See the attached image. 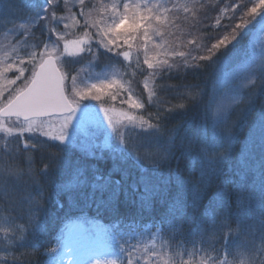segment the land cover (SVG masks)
Wrapping results in <instances>:
<instances>
[{
	"label": "snow or ice",
	"instance_id": "snow-or-ice-1",
	"mask_svg": "<svg viewBox=\"0 0 264 264\" xmlns=\"http://www.w3.org/2000/svg\"><path fill=\"white\" fill-rule=\"evenodd\" d=\"M249 3L252 4L250 8ZM78 5L80 11L74 14L72 8L76 5L70 4L69 0H43L37 10L23 22L21 27L24 31L19 33L21 36L28 35L31 26L41 21L38 26L40 35L32 31L31 36L23 41L26 46L30 41L36 43L23 56L15 59V67L12 60L0 67V78L6 80V84L0 86V120L13 121L18 125L23 121L21 134L36 131L47 140L59 142L57 145L49 144L47 140H36L26 144L27 151L23 157L14 152H5L3 167H0V190L5 197L0 199V203L5 205L3 211L11 217V213L16 211L14 200L17 190L21 186L36 187L40 176L47 175V164L39 172L35 170V160L31 155L33 151L43 155L52 148L65 151L74 147L76 134L69 132L73 121H76L78 130L89 122L99 124V113H103L111 134L117 139V145L112 149L113 165L109 175H96V182L92 184L93 195L96 190L103 193L110 189L108 201H99L97 208L105 206L116 211L114 205L122 195L124 201L137 206L138 212L151 211L154 201H169V185L174 180L179 191L171 196L172 202L168 204L171 219L166 218L161 224L175 228L185 214L195 219L200 201L212 178L231 162L232 143L242 121L255 108L257 95L264 93V11H258L264 10V0L256 3H252V0H239L238 13L234 12L222 25L219 19L216 20V24L220 26L218 33L203 37V43H198L196 38L187 40L188 45H195L190 50H182L180 46L165 39L166 35H171L167 28L187 22L191 29L188 35L201 32L208 19L211 2L191 0L190 3H185L182 10L192 15L190 20L186 16L184 21L169 20L164 15L180 6L173 4L169 7L151 3L150 0H113L110 5H100L99 8L91 4L90 0H78ZM61 10L67 15L58 17L57 12ZM92 10H97L99 18L92 16ZM76 15L83 17L82 24L75 19ZM69 19L73 20L74 25H78L82 38H70L69 33L58 31L61 24L65 29L69 28ZM9 32L14 34V29ZM243 34L249 35L252 48L257 53L246 65L250 73L246 79L251 82L257 70L261 74L260 84L255 91L248 94L247 103H244L243 87L214 89L205 101V94L199 85L168 83L174 76H180L183 80L188 70L195 72L199 67H207L196 63L197 61L215 63L213 57L220 52L222 46L232 44ZM154 37L161 39L154 42ZM213 40L216 42L213 43ZM133 50L136 52L135 64L131 63ZM111 56L117 59L111 60ZM93 60L104 62L103 70L94 78H83L81 71L71 66L82 65L84 61L91 64ZM123 62L128 63L125 65ZM116 65H119V70H114ZM129 69L132 71L129 72ZM12 71L16 72L15 77H7L6 74ZM137 74L145 77L143 88L147 93L146 100L142 95L137 96L134 91V77ZM157 77L158 91L151 83ZM118 98L119 103L126 104L128 109L146 111L138 115L124 111L116 113L105 106L109 101L116 102ZM173 98L176 99V104L172 103ZM242 103L244 106L239 107ZM196 104L204 106L205 119L211 127V137L207 134L206 126L198 140L191 139L186 143L185 137L180 136V143L177 144L179 129L169 131L166 123L177 111L186 112L190 106ZM234 111L239 112L236 120H232ZM258 118L261 130L258 146L262 155L256 159L252 151H246L241 156L236 172V186L242 213L239 219L242 231L258 228L264 237V105L260 107ZM0 131L10 134L12 129L4 128L0 124ZM165 135V145L163 148L157 146L155 156L142 157L138 154L143 149L146 138L158 140ZM176 150L181 155L191 157L192 168L189 173L199 166V181L193 183L185 180L179 172L174 178L161 173V167L175 157ZM129 159L136 162L142 173L131 183H128L127 173L121 167ZM146 160L150 169L145 167ZM149 171L151 176L143 174ZM112 173H121V178L113 180ZM79 182L83 184L86 181ZM56 188L59 189V186L56 185ZM189 197L190 202L185 208L182 202ZM29 199H32L31 194ZM212 199L218 205L230 207L222 190L214 193ZM45 202L46 197L41 187L33 201V207L29 210L31 231L27 235L42 231L40 214ZM223 219H227L226 214ZM212 223L215 224V215H212ZM0 232L5 233L7 240L13 244L11 249L5 250L4 257H0V264H10L8 257L11 256L14 262L15 253L27 246V235L18 241L12 223L0 228ZM192 247L196 251L188 254L187 262L181 259L179 264H194L195 256L205 251L202 244L197 248L195 241ZM50 251L57 255L67 253L76 257L65 264H93V261L95 264H117L116 259L108 256L101 258L98 252L127 254V264H140L139 260L132 259V250L122 246L121 240L112 233V229L104 230V240L97 246L83 245L73 231L69 230L67 238L59 242V248H52ZM252 256L249 264H264V248L253 249ZM49 264H59V261L52 259ZM164 264L171 262L165 260ZM198 264H209L207 255L202 256ZM211 264H228V261L218 254Z\"/></svg>",
	"mask_w": 264,
	"mask_h": 264
},
{
	"label": "trees",
	"instance_id": "trees-1",
	"mask_svg": "<svg viewBox=\"0 0 264 264\" xmlns=\"http://www.w3.org/2000/svg\"><path fill=\"white\" fill-rule=\"evenodd\" d=\"M222 1L225 0H204L205 3L211 2L212 4V7L208 10V16L213 17L215 15L219 10L216 7ZM230 1L227 0V5ZM42 2L43 0H0V37L9 32L10 29L23 24ZM252 3L255 2L252 0ZM251 5L249 3L248 6ZM229 6L232 7V3ZM230 7L226 9V15L229 18L233 16L232 14L229 16L231 13ZM231 9L240 10L237 6ZM225 22L222 20L221 25ZM40 24L32 30L38 36L40 35L38 27ZM217 27L220 28L219 25ZM248 37L243 34L239 36L237 41L228 44L223 51L221 49L213 57L215 63L200 61L198 64L207 65V67H199L195 72L186 71L183 80L180 76H174L168 83L176 85L183 82L199 85L205 94L204 100L206 101L208 95L214 89H217V78L222 73L233 70L248 58L249 51L247 47H249L250 40ZM30 43L34 44L36 41H30ZM110 58L111 60H116L113 57ZM87 63L88 61H84L82 65L72 64L71 66L80 69ZM93 67L95 72H101L104 62L95 61ZM115 68L119 70V65H116ZM134 78L136 80L134 89L136 95H142L146 100L147 95L142 87L144 77L137 74ZM156 80H159V77L154 80L152 86L158 91ZM259 84L260 80L258 77L243 94L244 103H247L248 94L255 91ZM172 103L176 104V99L173 98ZM244 103L239 107H243ZM263 104L264 93H261L257 95L255 108L251 109L242 121L236 138L232 143L230 164L212 178L200 201L195 219L191 218L189 214H185L182 221L175 228L167 224H161L166 218L171 219L168 213V204L172 202L171 196H174L179 191V186L174 180L169 185V201L167 203H161L159 200L154 201L151 211L138 212L137 206L124 201L122 195L114 205L116 211H112L105 206L97 208L98 202L101 200L107 202L110 195V189L103 193L96 190L93 195L94 190L92 188V184L96 182V175L106 177L111 171L113 159L108 153H103L96 159H89L77 153L72 147L65 151H57L56 148H52L43 155L38 151H33L31 155L35 160V170L39 172L47 164L49 165V171L47 175L40 176L38 186H21L17 190L14 200L16 211L11 213V217L9 213L3 211L5 205L0 203V228L12 223L16 229L17 240L24 238L31 231L29 210L33 207L36 194L42 187L46 197V202L40 214L42 231L27 235V246L15 253L14 262L11 256L8 257L10 264H49L48 255L51 252L50 249L55 248L59 238L68 233L69 230H74L75 225L79 223L89 228L95 227L100 233H104L105 229H112V233L117 238L140 235L142 233L152 234L159 231L162 240L168 247V251L185 262L188 261V254L196 251L192 247V243L195 241L197 248L202 244L205 251L195 256L194 264H198L204 255H207L209 262H211L218 254L222 259H227L228 264H249V261L253 258V249L260 250L264 248V237H262L258 228H249L247 231H242L241 229L239 219L242 213L237 200L236 181L238 176L236 172L239 168V160L246 151H252L256 159H259L262 155V150L258 146L261 134L258 113L260 110L259 106ZM142 111L146 110H139V113ZM238 116L239 112L234 111L232 120H236ZM206 126L207 134L211 137V127L210 123L205 119L203 104L190 106L186 112L177 111L166 123V129L169 131L175 128L179 129V135L176 137L177 144L180 143V136L185 137L186 143L191 139L198 140L205 132ZM36 140L42 139L25 138L24 141L17 139L13 142H6L0 138V167H3L5 152H14L23 157L27 151L24 145L34 143ZM166 140V135L158 140L146 138L143 142L144 147L138 154L142 157L155 156L157 146L163 148ZM121 167L122 171L127 173L128 183H131L142 174L140 168L132 159L122 163ZM145 167L150 169V164L147 160L145 161ZM190 168H192L191 157L181 155L180 151L176 150L175 157L169 163L163 165L160 171L164 176L173 178L179 172L185 180L195 183L200 180L199 166L197 165L191 173H189ZM79 173H82V175H79ZM143 174L151 176L150 171ZM119 178H121V173H112L113 180ZM81 180L86 182L81 184L79 182ZM153 180H155L154 177ZM56 185L59 186V189L56 188ZM220 190L226 194L230 207L218 205L212 199L213 194ZM29 194H31V200L29 199ZM256 195L258 200L259 193L257 192ZM2 198L5 197L3 191L0 190V199ZM189 202L190 197L184 200L182 204L187 208ZM225 214L227 215L226 220L223 219ZM212 215H215V224L212 223ZM116 225L119 226L115 227ZM198 232L201 234L197 235ZM2 234L0 235L3 236L0 238V257H4L5 250L13 247L12 242L7 240L6 234ZM213 248H215V251H213Z\"/></svg>",
	"mask_w": 264,
	"mask_h": 264
},
{
	"label": "rangeland",
	"instance_id": "rangeland-1",
	"mask_svg": "<svg viewBox=\"0 0 264 264\" xmlns=\"http://www.w3.org/2000/svg\"><path fill=\"white\" fill-rule=\"evenodd\" d=\"M113 2V0H90V3L93 5H97L99 8L100 5H110ZM116 2H119V0H116ZM151 3H160L162 5H167L171 7L173 4H176L180 6L179 8H174L172 12L165 13L164 15H167L169 17V20H179L184 21V18L187 16L189 20L191 19V13H185L182 10V6L185 3H190L191 0H150ZM253 2H258V0H253ZM70 4H75L76 6L72 8V12L74 14H78L80 9L78 5V0H69ZM218 3V2H217ZM232 3V7L229 6V4ZM230 3L227 5V0L222 1L221 3H218L217 9H219L213 17L208 16V19L205 21V24L203 26V30L199 33L193 32L192 35H188L189 31L191 30L189 27V24L187 22L181 23L177 26H172L167 28V32L171 33V35H166L165 39H168L170 42L175 43L177 46H180L182 50H190L195 47V45H188L187 40L196 38L198 43H203V37L211 34L215 35L220 31V28H218L216 24V20L219 19L220 21H228L230 18L228 15H226V9L230 7L231 13L229 16L234 12H239L240 10H234L231 9L238 5L239 0H231ZM252 6V5H251ZM251 6H248L249 8ZM63 6L61 5V9ZM258 11H264V10H258ZM67 15L63 10L57 12V16H64ZM92 16L99 18L97 14V10H92ZM75 19L82 24L83 23V17L76 15ZM227 19V20H226ZM238 22V21H237ZM42 23L41 21H38L37 24L31 26V30L29 31L28 35L21 36L19 35L20 32L24 31L23 27L21 25L14 28V34L10 32H6L0 37V67L3 66L4 63H6L9 60H12L13 63L15 62V59L19 56H23L25 51L30 50L31 43L29 45H24L23 41L25 39H28L31 35L32 30L39 24ZM69 28L65 29L63 25L61 24L58 31L66 32L70 34V38H82V34L78 30V25L73 24V20L69 19ZM220 27V26H219ZM74 34V35H73ZM245 36H249L245 34ZM46 38V37H45ZM159 37H154V42L157 40H160ZM249 40V47H247V50L249 51L248 58L246 61H243L239 66L234 68L231 71L222 73L217 78V89H221L224 87H231V88H244L243 94L251 87V85L254 83L256 78H258L261 74L257 70L256 76L252 77L251 82H249L246 77L250 74L246 68V65L250 63V60L253 56L257 55V53L252 48V42L251 38L248 37ZM53 40H55V36H53ZM213 43L216 41L213 40ZM51 44L49 47L51 48ZM237 47V46H236ZM13 48L15 51H13ZM225 46H222V51L225 49ZM114 59H117L115 56H111ZM66 59H71L68 57H65ZM122 61V58H120ZM136 59V52L133 50L131 63L135 64ZM142 59V55H141ZM96 60H93L91 64L87 63L82 68L78 69L81 71V76L83 78L86 77H95L100 72H95L94 70V63ZM171 61V58H170ZM200 61H197L196 63H199ZM125 65H127L128 62H123ZM14 63V67H15ZM258 67V66H257ZM114 70H118L115 68ZM129 71H132L129 69ZM190 71V70H188ZM16 75L15 71L9 72L6 74L9 78H14ZM144 77V76H143ZM158 78V77H157ZM145 79V77H144ZM144 82V80H143ZM154 80L151 82L153 83ZM6 84V80L3 78H0V86H4ZM143 87V83H142ZM144 89V88H143ZM145 92V91H144ZM147 95V93L145 92ZM93 104H96L97 102H91ZM264 105V104H263ZM105 106L110 107L113 109L114 112L119 113L121 111L124 112H130L131 114L138 115L139 110L135 109H128L127 105H121L119 103V98L116 102L109 101ZM261 106H259L260 109ZM100 123L97 124L96 122H89L86 124L83 128H80L77 130L76 128V121H73V125L69 127V132H75L76 134V143L75 146L72 147L77 151V153L83 155L85 158H91L96 159L100 157L103 153H108L112 157V149L116 147L117 145V139L115 138L114 134H111L110 127L107 126V121L103 117V113H99ZM0 124L3 125L4 128L11 127L12 131L9 134L7 131H0V138L6 142H13L15 140H21L24 141L25 138H39L42 140H47L46 137L40 136L38 132H23L21 134L20 128L23 125V122H20V124H16L13 121L9 120H0ZM47 130V129H44ZM51 143H59V142H53L51 140H47ZM24 145V144H23ZM25 146V145H24ZM92 227V226H91ZM73 234L76 238H78L81 243L85 246L93 245L97 246L104 240V233H100L98 229L96 228H89L88 226L79 223L78 225H75ZM3 232H0V235ZM68 233L65 235H62L59 238L58 244H56L55 248H59V242L61 240H64L67 238ZM3 236H0L2 238ZM159 231L153 232L152 234L148 233H142L134 236H124V237H118L117 239L121 240V244L126 249L132 250V259L133 260H139L140 264H164L165 260H168L171 262V264H179L180 258L176 255H172L168 251V247L165 244V242L161 238ZM98 255L101 258H104L105 256H108L110 258L116 259L117 264H127V254L124 255H117L115 253H105V252H98ZM49 261L52 259L58 260L59 264H65L67 261H73L76 259L75 256L62 253L57 255L56 253L50 252L48 255ZM93 264L95 262L93 261ZM211 264V262H209Z\"/></svg>",
	"mask_w": 264,
	"mask_h": 264
},
{
	"label": "water",
	"instance_id": "water-1",
	"mask_svg": "<svg viewBox=\"0 0 264 264\" xmlns=\"http://www.w3.org/2000/svg\"><path fill=\"white\" fill-rule=\"evenodd\" d=\"M21 122H23V121H21Z\"/></svg>",
	"mask_w": 264,
	"mask_h": 264
}]
</instances>
